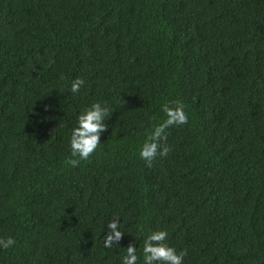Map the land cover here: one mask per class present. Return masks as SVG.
<instances>
[{"label":"trees","instance_id":"trees-1","mask_svg":"<svg viewBox=\"0 0 264 264\" xmlns=\"http://www.w3.org/2000/svg\"><path fill=\"white\" fill-rule=\"evenodd\" d=\"M177 100L188 123L149 168ZM95 102L108 130L73 168ZM159 230L183 264H264V0H0V264H122L130 244L143 264Z\"/></svg>","mask_w":264,"mask_h":264},{"label":"clouds","instance_id":"clouds-1","mask_svg":"<svg viewBox=\"0 0 264 264\" xmlns=\"http://www.w3.org/2000/svg\"><path fill=\"white\" fill-rule=\"evenodd\" d=\"M63 79V76L61 77ZM85 81L77 78L72 81L71 91L77 93ZM111 108L107 103L95 102L85 108L78 116L77 126L72 130L70 145L71 167H77L81 161L87 160L100 146L101 133L108 130L105 118L111 114ZM165 114L163 122L156 124L149 132L143 143L139 155L146 162L147 167L153 166V161L158 157H166L172 150L167 144L166 130L172 126H181L188 123V115L182 101L165 104L162 108ZM119 217L109 221L108 235L104 238V247L118 246L124 232L120 230ZM168 232L159 230L151 232L143 241V264H183L187 249L177 251L175 247L167 243ZM115 242V243H114ZM16 244L15 238L9 236L0 238V248L9 249ZM137 248L130 244L126 248V255L122 258V264H138Z\"/></svg>","mask_w":264,"mask_h":264}]
</instances>
